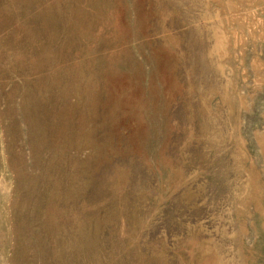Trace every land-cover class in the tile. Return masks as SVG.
<instances>
[{
  "label": "rangeland",
  "instance_id": "rangeland-1",
  "mask_svg": "<svg viewBox=\"0 0 264 264\" xmlns=\"http://www.w3.org/2000/svg\"><path fill=\"white\" fill-rule=\"evenodd\" d=\"M0 264H264V0H0Z\"/></svg>",
  "mask_w": 264,
  "mask_h": 264
},
{
  "label": "bare ground",
  "instance_id": "bare-ground-1",
  "mask_svg": "<svg viewBox=\"0 0 264 264\" xmlns=\"http://www.w3.org/2000/svg\"><path fill=\"white\" fill-rule=\"evenodd\" d=\"M219 20H221V19H219ZM217 29H218V28H217ZM221 33L224 34V32H221ZM221 33H220V32L218 33V46H222L221 48H223V46L226 45L225 42H227L229 39L226 40L227 37H228V36H227L226 39H225L226 41L224 42V38H223L224 35H222ZM225 36H226V34H225ZM225 36H224V37H225ZM228 44H229V43H228ZM219 48H220V47H218V49H219ZM224 48H225V47H224ZM226 48L228 49L229 47H226ZM225 50H226V49H224V52H225ZM221 51H222V50L220 49V52H221ZM222 52H223V51H222ZM222 52H221V54H223ZM225 55H226V53H225ZM242 96H243V95H242Z\"/></svg>",
  "mask_w": 264,
  "mask_h": 264
}]
</instances>
